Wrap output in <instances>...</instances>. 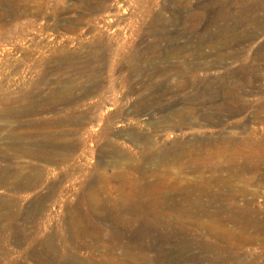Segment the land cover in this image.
Instances as JSON below:
<instances>
[{"label": "rangeland", "instance_id": "rangeland-1", "mask_svg": "<svg viewBox=\"0 0 264 264\" xmlns=\"http://www.w3.org/2000/svg\"><path fill=\"white\" fill-rule=\"evenodd\" d=\"M71 28L76 33L67 31ZM178 50H184L177 56L179 61L171 55ZM186 65L185 73L182 66ZM226 93L231 102L226 103ZM229 103L236 109L231 105L232 114L215 118L214 123L198 110L204 104L226 109ZM240 104L246 107L243 111H237ZM52 108L57 112L42 113ZM263 108L264 0H3L0 264H264V243L259 240L247 244L238 237L219 239L198 225L185 224L190 236L181 241V236L168 235L162 224H132L118 218L114 209L120 190L130 188L134 178L158 187L179 182L181 190L167 191L160 201L164 211L173 215L174 202L185 204L193 196L194 203L198 202L192 208L195 221L207 225L214 218L228 217L220 226L235 230L239 225L231 223V216L239 211L211 196L236 194V210L254 197V206L259 204L255 207L264 210V170L238 176L231 192L221 182L229 178L228 173H195L174 157L181 150L189 156L205 155L218 147L229 154L247 140H263ZM178 110H186L182 123L172 115ZM67 143L82 145V151L68 156L65 164L20 158L16 149ZM168 151L171 154L166 155ZM37 165L46 169L41 177L36 175ZM31 179L34 188L14 186L16 181ZM53 189L59 191L53 211L34 222L30 215L36 202ZM91 191L97 201L87 196ZM201 202L205 209L200 205L199 210ZM71 214L80 218L74 231L68 224ZM21 230L29 235L22 236ZM47 239L55 247L51 252Z\"/></svg>", "mask_w": 264, "mask_h": 264}, {"label": "bare ground", "instance_id": "bare-ground-1", "mask_svg": "<svg viewBox=\"0 0 264 264\" xmlns=\"http://www.w3.org/2000/svg\"><path fill=\"white\" fill-rule=\"evenodd\" d=\"M5 1V0H4ZM0 2H3V0H0ZM245 3V2H244ZM248 7V6H247ZM255 9V8H254ZM251 11V10H250ZM259 12H261V11H259ZM258 14V13H257ZM257 16V15H256ZM250 20V19H249ZM260 20V19H259ZM239 22V21H238ZM242 22V21H241ZM263 24V23H262ZM237 27V26H236ZM74 29V28H73ZM68 32H70V33H74L76 30H72V28L71 29H68L67 30ZM228 31H230V29L228 30ZM77 32H78V30H77ZM76 33V32H75ZM83 33V32H82ZM118 34V33H117ZM191 34V33H190ZM210 34H212V33H210ZM131 35V34H130ZM219 35V34H218ZM226 35H228V34H226ZM250 35V34H249ZM129 36V35H128ZM125 38H127V37H125ZM178 38V37H177ZM254 38V37H253ZM174 39V38H173ZM197 39V38H196ZM212 39V38H211ZM243 39V38H242ZM156 41V40H155ZM162 41V40H161ZM231 41V40H230ZM165 42V41H164ZM156 43V42H155ZM202 43V42H201ZM206 43V42H205ZM186 44V43H185ZM204 45V44H203ZM205 45H207V44H205ZM204 45V46H205ZM230 45V44H229ZM154 46V45H153ZM203 46V47H204ZM124 47V46H123ZM152 47V46H151ZM230 47V46H229ZM153 48V47H152ZM156 48V47H155ZM218 48V47H217ZM224 48H226V47H224ZM228 48V47H227ZM227 48H226V50H227ZM173 49H175V48H173ZM172 49V50H173ZM198 49V48H197ZM200 49V48H199ZM206 49V48H205ZM209 49V48H208ZM225 50V49H224ZM225 50V51H226ZM229 50V49H228ZM181 51H183L184 52V50H178L177 51V53H175V51H174V53L173 54H171L173 57H175L176 58V60H178L177 59V56L181 53ZM221 51H223V50H221ZM220 51V52H221ZM171 52V51H170ZM200 52V51H199ZM213 52H214V50H213ZM198 54V53H197ZM200 55V54H199ZM204 55V54H203ZM235 55V54H234ZM182 56V55H181ZM205 56H206V54H205ZM231 55H229V57H230ZM198 57H200V56H198ZM234 57V56H233ZM236 57H237V55H236ZM167 58V57H166ZM227 58V57H226ZM165 59V58H164ZM185 59V58H184ZM183 59V60H184ZM190 59V58H189ZM200 59V58H199ZM229 59V58H228ZM231 59V58H230ZM175 60V61H176ZM187 60V59H186ZM186 60H185V62H186ZM236 60V59H235ZM168 61V60H167ZM179 61V60H178ZM188 61V60H187ZM238 61V60H237ZM183 62V61H182ZM189 62V61H188ZM235 62V61H234ZM171 63V62H170ZM187 63V62H186ZM185 63V64H186ZM176 64V63H175ZM183 64V63H182ZM184 64V65H185ZM188 64H190V63H188ZM66 65H67V67H70V64L69 63H66ZM189 66V68H190V65H188ZM183 67V69L185 70V68H188L187 67V65H186V67H184V66H182ZM181 67V68H182ZM193 68H194V66H192ZM196 67V66H195ZM196 68H198V69H196ZM196 68H194L196 71H199V67H196ZM193 69V70H194ZM205 69V68H204ZM243 69V68H242ZM183 70V71H184ZM188 71V70H187ZM191 71V70H190ZM190 71H188L189 73H190ZM193 72V71H192ZM191 72V73H192ZM184 73V72H183ZM185 73H186V70H185ZM194 73V72H193ZM244 73V72H243ZM194 74H197V72L196 73H194ZM237 74V73H236ZM182 75V74H181ZM184 75V74H183ZM193 75V74H192ZM231 75V74H230ZM194 76V75H193ZM192 76V77H193ZM183 77V76H182ZM181 77V78H182ZM185 77V76H184ZM194 78H195V76H194ZM193 78V79H194ZM192 79V80H193ZM235 79V78H234ZM181 80V79H180ZM197 80V79H196ZM212 80V79H211ZM209 81V80H208ZM190 82H191V80H190ZM210 82V81H209ZM225 82V81H224ZM181 83V82H180ZM183 83V82H182ZM195 83V82H194ZM214 83V82H213ZM209 85V84H208ZM211 85V84H210ZM239 86V85H238ZM229 87V86H228ZM235 87V86H234ZM237 88V87H236ZM213 89V88H212ZM229 90V89H228ZM230 90H231V87H230ZM229 90V91H230ZM233 90V89H232ZM235 90V89H234ZM237 90V89H236ZM239 90H240V88H239ZM220 91V90H219ZM218 91V92H219ZM225 91V90H224ZM205 92V91H204ZM208 92H211V91H208ZM207 91H206V93H208ZM216 92V91H215ZM223 93V91H220L219 92V94L220 93ZM227 92V91H226ZM237 92V91H236ZM239 92V91H238ZM94 93V92H93ZM197 93L199 94V92L197 91ZM196 93V94H197ZM205 93V94H206ZM225 93V92H224ZM231 93V92H230ZM229 93V94H230ZM241 92H239V94H240ZM195 94V95H196ZM232 94V93H231ZM231 94L229 95L232 99H234V98H236L235 97V94H234V98L231 96ZM190 95V94H189ZM209 95H211V94H209ZM222 95H224V94H222ZM207 96H208V94H207ZM212 96V95H211ZM211 96H209L210 98H211ZM217 96H218V94H217ZM221 96V95H220ZM219 96V97H220ZM227 96V98H226V103H227V101H229V97H228V95H227V93H226V95L224 96V97H226ZM237 97H238V93H237V95H236ZM25 97V96H24ZM190 97V96H189ZM192 97V96H191ZM195 97V96H194ZM205 97V96H204ZM221 97H223V96H221ZM201 98V97H200ZM202 98H203V95H202ZM209 98V99H210ZM239 98V97H238ZM237 98V99H238ZM147 99V98H146ZM199 99V98H198ZM212 99V98H211ZM100 101V100H99ZM143 101V100H142ZM150 101V100H149ZM210 101V100H209ZM213 101V99L211 100V102ZM214 101H216V100H214ZM224 101V100H223ZM233 101H235V100H233ZM204 102V101H203ZM206 102V101H205ZM229 102H231V100L229 101ZM236 102V101H235ZM73 103H75V102H73ZM209 103V102H208ZM237 103V102H236ZM245 103V102H244ZM247 103V102H246ZM68 104V103H67ZM210 104H212V103H210ZM215 104V103H214ZM69 105V104H68ZM193 105V104H192ZM205 105V104H204ZM201 106V104H200V108L198 109L199 111H202L203 112V115H204V117H205V120L207 121V122H209V123H214L215 121V118L217 119V118H224L225 116L227 117V113L228 114H232L231 112H232V110H233V108H235V107H233V106H235V105H232V103L230 104L229 103V105H230V107H229V105H228V107H227V105L225 106V108L226 109H223L222 107H221V105H219L218 106V104H217V106H215L214 108H210L211 107V105H210V107L208 108V107H206V105L205 106ZM208 105V104H207ZM216 105V104H215ZM231 105H232V110H231ZM246 105H248V103L246 104ZM197 106V105H196ZM213 106V105H212ZM198 107V106H197ZM237 107V106H236ZM243 107L244 108H246L245 107V105L244 106H242L241 104L237 107L238 108V110L237 111H243ZM137 108V107H136ZM145 109H146V107H144ZM143 108V109H144ZM148 108V107H147ZM187 108V107H186ZM185 108V109H186ZM192 108V107H191ZM190 108V109H191ZM193 108H195L194 106H193ZM192 108V109H193ZM140 109V108H139ZM189 109V108H188ZM189 109V110H190ZM236 109V108H235ZM58 110V109H57ZM138 110V109H137ZM147 110V109H146ZM187 110V109H186ZM185 110V111H186ZM188 110V111H189ZM228 110V111H227ZM262 110H264V108L262 109ZM184 111V110H183ZM185 111L184 112H182V111H179L178 110V112H174V114H172L173 116H174V119H175V121H177V122H179V123H182L186 118H185V115H184V113H185ZM191 111V110H190ZM190 111L188 112V113H190ZM198 111V112H199ZM57 111L55 110V108L53 109H51V110H49V111H43L42 113H47V114H50V113H56ZM144 112H145V110H144ZM235 112V110L233 111V113ZM187 113V112H186ZM197 113V112H196ZM37 114H40V112H37ZM187 115V114H186ZM191 115H194V113H193V110H192V114ZM229 116H231V115H229ZM168 117V116H167ZM163 118V117H162ZM193 118V117H192ZM73 119V118H72ZM77 119V118H76ZM204 119V118H203ZM115 120V119H114ZM163 120V119H162ZM165 120V119H164ZM163 120V122H165ZM166 120H167V118H166ZM112 121V120H111ZM116 122V121H115ZM167 122V121H166ZM162 123V122H161ZM63 124H65L64 122H62V123H51L50 125L51 126H61V125H63ZM66 124H68V123H66ZM35 125V124H34ZM38 127V126H37ZM83 127V126H82ZM72 130V129H71ZM85 130V129H84ZM74 131V130H73ZM80 132V131H79ZM77 133V132H76ZM50 134H52V133H50ZM116 134V133H115ZM137 134H139V133H137ZM105 135V134H104ZM114 135V134H113ZM141 134H139V136H140ZM136 137H138L137 135H135ZM142 137H143V135H142ZM10 138V137H9ZM15 139V138H14ZM64 139V138H63ZM78 139V138H77ZM134 139V138H133ZM138 139V138H137ZM136 139V140H137ZM11 140V139H10ZM259 140V139H258ZM258 140H256V141H254V140H252V139H250V140H247L246 142H245V144H243V145H240L238 148H236L234 151H232L231 153H229L228 154V151L227 150H225L224 148H221V147H218L217 148V150H215V151H210V152H207L205 155H203V154H198V153H192V155H188L184 150H181V151H179L178 152V155L176 156V157H174V159L175 160H178V162H183V166H185V167H187V168H190L191 170H192V172H195V173H203L204 171H209V173L211 172V173H214L215 174V172H226V173H228V176H229V178L227 179V180H223V181H221L220 179H217L216 178V181L217 182H222L223 184H224V186L225 187H228V189L231 191V192H233L234 190H233V185H232V181L235 179V178H237L238 176H240V175H242V174H244V173H255L256 175L261 171V170H264V139L263 140H261V141H258ZM46 141V140H45ZM143 141H144V138H143ZM76 142V141H75ZM18 143V142H17ZM77 143V142H76ZM82 143V142H81ZM85 143V142H84ZM179 142H177V144H178ZM19 144V143H18ZM47 144V143H46ZM63 144V143H62ZM12 145V144H11ZM36 145V144H35ZM53 145V144H52ZM60 145V144H59ZM37 146V145H36ZM12 147H13V149H14V145H12ZM12 147H10V148H12ZM16 147H17V145H16ZM82 145L80 146V144H74V143H67V144H64V145H60V147H51L50 145L48 146H40L39 147V149H37V150H31V149H28V148H25V147H19V148H16V149H18V151L17 152H19V154H20V158H26V159H29V160H36V161H40V162H45L47 165H54V164H56L57 163V161H61L62 163H67L68 162V156H70L71 154H73V153H75V152H77V151H80V149H81V151H82ZM84 147V146H83ZM83 150H84V148H83ZM86 151V150H85ZM84 152V151H83ZM113 153H114V150L112 151ZM117 151H115V153H116ZM148 152V151H147ZM160 152V151H159ZM119 153V152H118ZM141 153H143V152H141ZM153 153V152H152ZM166 155L167 154H171L169 151L168 152H166L165 153ZM111 155V154H110ZM146 155V154H145ZM188 157H187V156ZM18 156V155H17ZM113 156V155H112ZM117 156V155H116ZM121 155H120V153H119V157H120ZM163 156V155H162ZM60 157V158H59ZM104 157H106V156H104ZM168 157H170V156H168ZM171 157H172V155H171ZM59 158V160H57ZM165 158V157H164ZM9 159V158H8ZM120 159V158H119ZM142 159V158H141ZM146 159V158H145ZM114 160V159H113ZM163 160V159H162ZM102 161V160H101ZM117 161V160H116ZM116 161H114L115 163H117ZM102 162H104V161H102ZM61 163V164H62ZM115 163H113L114 164V166H117V164L119 163L120 164V162H119V160H118V163L117 164H115ZM122 165V164H121ZM37 167L39 168V166L37 165ZM41 167V166H40ZM15 168V167H14ZM36 169L35 171H36V175L39 177L40 175L42 176V172H44L43 170H46V169H44V166H43V168H39V169ZM133 168V167H132ZM134 169H135V167H134ZM182 169V167H180V169L179 170H181ZM34 170V169H33ZM130 170V169H129ZM16 171V170H15ZM18 171V170H17ZM127 172H128V170H126ZM132 171V170H131ZM130 171V172H131ZM159 171V170H158ZM62 172H64V171H62ZM160 172V171H159ZM158 172V173H159ZM163 172V171H162ZM165 172V171H164ZM180 172V171H179ZM66 173V172H65ZM126 173V172H125ZM147 173V172H146ZM145 173V174H146ZM157 173V174H158ZM210 173V174H211ZM15 174V173H14ZM63 174V173H62ZM122 174H124V172L122 173ZM127 174V173H126ZM145 174H144V176H145ZM204 174V173H203ZM19 175V174H18ZM67 175V174H66ZM118 175V174H117ZM120 175H121V173H120ZM221 175V174H220ZM15 176V175H14ZM17 176V175H16ZM40 176V177H41ZM63 176V175H62ZM119 176V175H118ZM121 176H123V178L122 179H124V178H126V177H124L125 175H121ZM126 176H128V174L126 175ZM143 175L141 176V177H144ZM158 176V175H157ZM12 177H13V175H12ZM140 177V178H141ZM156 176H153V178H155ZM202 177H203V175H202ZM37 178V177H36ZM114 178V177H113ZM118 178H120L121 179V177H118ZM131 178H132V176H131ZM199 178V177H198ZM241 178V177H240ZM244 178V177H243ZM18 179V178H17ZM16 179V180H17ZM102 179V178H101ZM156 179V178H155ZM238 179V178H237ZM103 180V183L104 184H106V182L107 181H105L104 182V179H102ZM113 180V179H112ZM127 180V179H126ZM129 180V179H128ZM127 180V181H128ZM144 180V179H143ZM200 180V179H199ZM241 180V179H240ZM246 180V179H245ZM3 181V180H2ZM1 181V182H2ZM8 181V180H7ZM95 181V180H94ZM214 181V180H213ZM215 181V182H216ZM96 184H99L100 183V181L99 180H96ZM123 181H121V183H122ZM130 182V181H129ZM141 180H139V179H137V178H134V179H132L131 180V186H130V188H128L129 189V191H127V188H126V191H122V190H120L121 191V194H120V197H119V199H118V201H116L117 202V205L115 206V212L116 211H118L117 212V214L116 215H118V218H125V219H127V221H129V222H131L132 224L133 223H139V222H141V224L142 223H144V225H146L147 223H153V224H155V225H161L163 228H165L166 230H167V234L168 235H176V236H181V237H179V238H181V241L183 240V237H186L187 238V236H190V234H189V229L188 228H186L185 227V224H188L189 226H194V225H198V229H200V230H202V229H205L206 231H207V234H211V236L213 235L214 237H216V238H219V239H223L224 237H226V236H229L230 238H233V237H238V238H241V241H243L244 243H247V244H250V243H252V242H254L255 240H259V241H261V243L263 244L264 243V236H262V233H264V210H263V208L262 207H259V208H256L255 206H258L257 204L254 206V204L253 203H255L254 202V197H251L250 199H248V200H246L245 201V207H242V209L241 210H236L235 208H237V206H236V204H235V202L237 201V198H238V196L236 195V194H227L226 196H222V195H213V196H211V199L212 200H218V201H223V203L225 202V204L227 203V205H228V208H230V209H234L235 211H239V213H236V215L237 216H231V217H233L232 218V220H231V223H232V221H233V223H235V225L236 224H238L239 226H236L237 228L235 229V230H231V229H227L226 227H224V225H222V226H220V223L222 224V223H225V221H224V219L222 220V219H219L217 216V218H214V219H216V220H212L209 224H207V225H205V224H203V222H198V221H195L194 219H193V216H192V214L195 212H192V210L195 208H193V206H194V204H197V203H194V201L196 200H194L193 201V196L191 197V196H188L187 198H186V201H185V204H183V202H181V201H179L178 199V201H176V202H174L173 203V207H175V209H172L171 207H170V209H172V210H169V211H172V212H174L175 210H176V212H174V214L172 215L171 213V215L168 213V211L166 212V211H164L162 208V203L160 202L162 199H164V196H165V193H168L167 191H171V190H181L180 188H182L181 186H180V184H179V182L178 183H176V184H173V185H170V184H168V183H166V182H164L163 184H162V186H154V185H152L153 184V182L150 184L149 182H151V181H149L148 183H146V184H144V182H142ZM207 182V181H206ZM220 182V183H221ZM244 182V181H243ZM14 183H15V180H14ZM102 183V182H101ZM101 183H100V185H101ZM183 183V182H182ZM221 183V184H222ZM245 183V182H244ZM3 186H6L7 185V183H6V181H3L2 183H1ZM123 184V183H122ZM157 184H159V183H157ZM108 185V184H107ZM189 185H191V184H189ZM193 185V184H192ZM14 186H15V188L16 189H18V188H21V189H31V188H34L35 186H36V183H35V181L33 182V179H31V181L30 182H27V183H25V182H22V180L21 181H16V183L14 184ZM127 186V185H126ZM183 186H185V185H183ZM202 186V185H201ZM95 187H98V185L97 186H95ZM121 187V186H120ZM122 187H124V186H122ZM212 187V186H211ZM92 188V187H91ZM107 188V187H106ZM119 188V187H118ZM189 188V187H188ZM193 188V187H192ZM203 188V187H202ZM206 188V187H205ZM97 190V189H96ZM107 190V189H106ZM118 190V189H117ZM204 190V189H203ZM243 191V190H242ZM57 192H59L57 189H53V191H50L49 193H47L45 196H43L42 198H40L39 200H38V198H37V202H36V204H35V206H34V208H33V211H32V215H30L31 217H30V219L31 220H34V222H35V220H37L39 217H42V214H44V213H51L52 211H53V207H54V205H55V202H54V200L53 199H55L56 197V194H57ZM119 192V191H118ZM99 193H100V191H99ZM107 193V192H106ZM102 194V193H101ZM169 194V193H168ZM243 194H245L244 193V191H243ZM99 195V194H98ZM201 195V194H200ZM87 196H89V198H90V200L91 201H97L98 200V196H97V194H95L93 191H91V192H88V195ZM179 196V195H178ZM210 196V195H209ZM255 196V195H254ZM55 197V198H54ZM166 197V196H165ZM200 197V196H199ZM208 197V196H207ZM246 198V197H245ZM257 198V197H256ZM101 199V198H100ZM166 199V198H165ZM199 199V198H198ZM53 200V201H52ZM103 200V199H102ZM170 200V199H169ZM201 200V199H200ZM153 201V205H154V207L152 208V207H150L151 205H152V202ZM167 201V200H166ZM199 201V200H198ZM261 201V200H260ZM168 202V201H167ZM166 202V203H167ZM217 201H215V203H216ZM49 203H50V205H49ZM86 203V202H85ZM91 203V202H90ZM107 203V202H106ZM110 203V202H109ZM112 203V202H111ZM161 203V204H160ZM209 203V202H208ZM221 203V202H220ZM93 204V203H92ZM95 204H97V203H95ZM264 204V203H263ZM86 205V204H85ZM104 205H105V203H104ZM172 205V204H171ZM200 205H204V204H202V202H201V204H199L198 205V207L200 206ZM217 205V204H216ZM220 205V204H219ZM261 205V204H260ZM93 206H95V205H93ZM98 206V205H97ZM226 206V205H225ZM99 207V206H98ZM106 207V206H105ZM167 207V206H166ZM197 207V206H196ZM202 207V206H201ZM201 207H199L198 209L200 210L201 209ZM204 208L203 209H205V205L203 206ZM209 207V206H208ZM227 207V206H226ZM95 208V207H94ZM104 208V207H103ZM108 208H109V206H108ZM168 208V207H167ZM193 208V209H192ZM207 208V207H206ZM217 208V207H216ZM220 208V207H219ZM239 208H241V207H239ZM197 209V208H196ZM197 209V210H198ZM202 209V210H203ZM215 209V208H214ZM227 209V208H226ZM31 210V209H30ZM198 210V211H199ZM207 210V209H206ZM229 210V209H228ZM234 210H231L230 211V213L233 211V212H235ZM216 211V210H215ZM90 212H91V210H90ZM210 212V211H209ZM88 213V212H87ZM224 213V212H223ZM226 213H228V216H229V212L227 211ZM70 214V213H69ZM201 214V213H200ZM215 214H217V213H215ZM233 214V213H232ZM235 214V213H234ZM263 214V216L262 217H260V215H262ZM44 215H46V214H44ZM51 215V214H50ZM92 215V214H91ZM205 215V214H204ZM223 215V214H222ZM48 216H49V214H48ZM215 216V215H214ZM227 216V215H226ZM8 217V216H7ZM28 217V216H27ZM46 217V216H45ZM81 217V216H80ZM223 217V216H222ZM224 217H225V215H224ZM40 219V218H39ZM80 218H78V216L77 215H73V214H71L70 216H69V219H68V224H69V226L72 228V230L71 231H74V228L73 227H75L76 228V225H77V222H78V220H79ZM87 219V218H86ZM226 219H228V217H226ZM225 219V220H226ZM31 220H29V221H31ZM209 220V219H208ZM211 220V219H210ZM228 220H230V219H228ZM150 221H152V222H150ZM227 221V220H226ZM128 222V223H129ZM27 223V222H26ZM217 223H219V226L217 225ZM228 223V222H227ZM6 224H8V223H6ZM67 224V225H68ZM81 225V224H80ZM79 225V226H80ZM137 225V224H136ZM143 225V226H144ZM147 226V225H146ZM150 226H152V225H150ZM21 227V226H20ZM19 227V228H20ZM160 227V226H159ZM18 228V227H17ZM16 228V229H17ZM26 228V227H25ZM148 228V227H147ZM155 228V227H154ZM186 228V229H185ZM190 228V227H189ZM22 229H23V226H22ZM70 229V228H69ZM5 230H7V229H5ZM13 230H14V228H13ZM22 231V233H23V230H21ZM26 231V230H25ZM76 231V230H75ZM164 231V230H163ZM5 232V231H4ZM9 232V231H8ZM18 232V231H17ZM27 232V231H26ZM26 232L25 233H23V235L22 236H25L26 235ZM21 232H20V234H22ZM77 233V232H76ZM25 234V235H24ZM27 235H29V234H27ZM26 235V236H27ZM151 235V234H150ZM7 237V236H6ZM29 237V236H28ZM50 238V237H49ZM54 238V237H53ZM188 238H190V237H188ZM3 240V239H2ZM20 241V240H19ZM47 241H48V239H47ZM188 241V240H187ZM258 241V242H259ZM24 242H25V240H24ZM23 242V244H25ZM205 242V241H204ZM19 243V242H18ZM21 243V242H20ZM260 243V242H259ZM44 244V243H43ZM52 244L53 243H51V241H48L47 243H46V246H47V251L48 252H51V251H53L52 249H54L55 247L53 246L52 247ZM195 244V243H194ZM22 245V244H21ZM142 246V245H141ZM138 247V246H137ZM136 247V250L138 249ZM140 247V246H139ZM199 247V246H198ZM264 247V246H263ZM262 247V248H263ZM127 248H129V247H127ZM207 248H209L210 249V247H207ZM215 248V247H214ZM229 249H230V247H228ZM208 249V250H209ZM212 249V248H211ZM216 249L217 250H219L217 247H216ZM232 249V248H231ZM113 250V249H112ZM134 250V249H133ZM207 250V251H208ZM225 250H226V248H225ZM1 251V250H0ZM45 251V250H44ZM140 251V250H139ZM227 251V250H226ZM229 251H231V250H229ZM47 252V253H48ZM127 252V251H126ZM135 252V251H134ZM188 252V251H187ZM225 252V251H224ZM46 253V254H47ZM141 253V252H140ZM204 253V252H203ZM230 253V252H229ZM44 256L46 255L45 253H42ZM41 254V255H42ZM49 254V253H48ZM53 253H51V255H52ZM131 254V253H130ZM143 254V253H142ZM146 254V253H145ZM148 254V253H147ZM147 254L145 255V256H147ZM227 254H228V252H227ZM50 255V256H51ZM129 255V254H128ZM132 255V254H131ZM141 255V254H140ZM216 255V254H215ZM220 255V254H219ZM43 256V257H44ZM49 256V257H50ZM211 257H212V255H210ZM209 256V257H210ZM38 257H39V255H38ZM42 256H41V258H43ZM208 257V258H209ZM150 258V257H149ZM45 259V258H44ZM136 259V258H135ZM138 259V258H137ZM186 259V258H185ZM40 260V259H39ZM219 260V259H218ZM146 261V260H145ZM232 261V260H231ZM46 261H44V263H45ZM176 262V261H175ZM217 262V261H216ZM219 262V261H218ZM227 262L228 263H230V261H229V259L227 260ZM226 262V263H227ZM48 263V262H47ZM141 263V262H140ZM139 263V264H140ZM169 263V262H168ZM178 263V262H177ZM232 263V262H231ZM230 263V264H231ZM236 262H234V264H235ZM46 264V263H45ZM49 264V263H48ZM51 264V263H50ZM52 264H53V261H52ZM165 264V263H164ZM170 264V263H169ZM210 264V263H209ZM237 264V263H236ZM238 264H240V263H238ZM245 264V263H244ZM249 264H253V263H249Z\"/></svg>", "mask_w": 264, "mask_h": 264}]
</instances>
